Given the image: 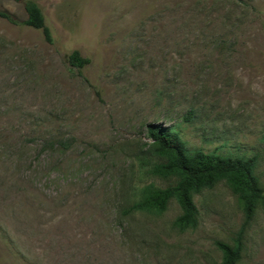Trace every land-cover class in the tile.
Returning <instances> with one entry per match:
<instances>
[{
  "label": "rangeland",
  "instance_id": "1",
  "mask_svg": "<svg viewBox=\"0 0 264 264\" xmlns=\"http://www.w3.org/2000/svg\"><path fill=\"white\" fill-rule=\"evenodd\" d=\"M34 1L51 42L0 16V264H221L219 241L264 264V201L244 225L224 179L192 194L195 227L175 225V199L125 212L175 182L148 170L150 123L255 156L264 191V0Z\"/></svg>",
  "mask_w": 264,
  "mask_h": 264
},
{
  "label": "trees",
  "instance_id": "2",
  "mask_svg": "<svg viewBox=\"0 0 264 264\" xmlns=\"http://www.w3.org/2000/svg\"><path fill=\"white\" fill-rule=\"evenodd\" d=\"M22 4L25 17L17 18L14 14L0 9V16L12 23H19L40 29L47 42L52 41L50 28L45 23L41 8L34 0H14ZM67 61L74 67L81 68L89 60L79 51L73 50ZM190 116H185V120ZM146 134L151 139V152L155 160L148 170L152 175L175 177V182L165 187L154 183L146 184L140 198L134 201L125 212L163 211L171 199H175L182 213L175 221L180 229L197 225V207L192 194L205 187H212L224 179L231 190L237 194L244 214V225L248 224L254 214L256 205L264 201V191L254 173L256 157L221 155L202 149H188L174 126L150 123ZM52 145V144H51ZM66 141H59V149L67 148ZM222 252L221 264H235L240 259L241 243L231 246L217 242Z\"/></svg>",
  "mask_w": 264,
  "mask_h": 264
}]
</instances>
